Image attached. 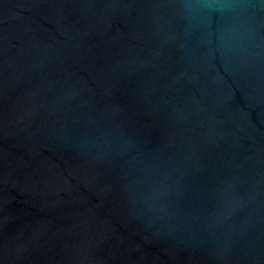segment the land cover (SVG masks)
I'll return each mask as SVG.
<instances>
[{
    "label": "water",
    "instance_id": "1",
    "mask_svg": "<svg viewBox=\"0 0 264 264\" xmlns=\"http://www.w3.org/2000/svg\"><path fill=\"white\" fill-rule=\"evenodd\" d=\"M0 264H264V0H0Z\"/></svg>",
    "mask_w": 264,
    "mask_h": 264
}]
</instances>
